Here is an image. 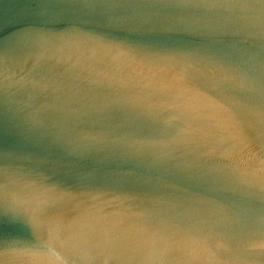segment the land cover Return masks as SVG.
Listing matches in <instances>:
<instances>
[{
	"label": "water",
	"instance_id": "obj_1",
	"mask_svg": "<svg viewBox=\"0 0 264 264\" xmlns=\"http://www.w3.org/2000/svg\"><path fill=\"white\" fill-rule=\"evenodd\" d=\"M0 206V252L264 264V0H0Z\"/></svg>",
	"mask_w": 264,
	"mask_h": 264
},
{
	"label": "snow or ice",
	"instance_id": "obj_2",
	"mask_svg": "<svg viewBox=\"0 0 264 264\" xmlns=\"http://www.w3.org/2000/svg\"><path fill=\"white\" fill-rule=\"evenodd\" d=\"M0 213H2V206H0ZM12 219L15 222L18 218L12 217ZM25 223L43 248L0 252V259L4 261V264H41L42 261L44 264H60L57 257L63 256V252L57 247L51 234L45 235L41 223L35 218L26 220Z\"/></svg>",
	"mask_w": 264,
	"mask_h": 264
}]
</instances>
